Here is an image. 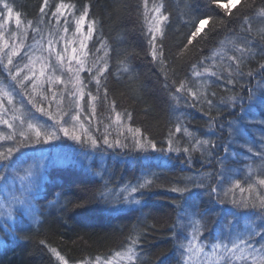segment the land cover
<instances>
[{
  "label": "trees",
  "instance_id": "obj_1",
  "mask_svg": "<svg viewBox=\"0 0 264 264\" xmlns=\"http://www.w3.org/2000/svg\"><path fill=\"white\" fill-rule=\"evenodd\" d=\"M59 2L60 0H49L50 5ZM64 2L74 4L76 9L89 6V19L97 21L96 32L89 41V49L94 51V46L99 48L102 39L108 50L106 57L104 50L95 54V57L107 60L109 65L102 79L103 86L108 90L107 100L95 102V116L85 119L87 126L91 123L99 127L100 132H94L97 138L104 132L105 125L114 121L115 112H119L122 116L131 113L132 119L129 121L125 118L123 125L140 128L145 138L156 142L157 148L167 149L168 133L174 130L177 118L182 120L183 127L195 137L210 138L220 144V147L213 150L212 156H201L198 151H193L191 161L187 160V154L183 152H144L132 146V133L127 132L123 126L117 128L116 125L109 129L112 132L110 139L115 137L117 131H122L128 137L127 140L121 137L122 142L127 143L128 147L109 148L101 142L99 147L91 148L87 143L67 144L65 141L60 144L53 141L54 143L37 145L43 150L47 148L52 160L47 164L45 181L35 200L37 219L24 216L9 228V233L1 230L0 264H63L50 251L51 248H55L68 264H78L94 260L97 256L111 257L115 252L125 250L130 237H138L136 250L141 264H179L180 253L177 246L185 242L190 230L174 228L178 214L183 213L184 200L179 193L170 189L183 188L188 183L187 177L200 179L204 174L219 172L216 158L225 145L228 146L225 175L232 179H242V170L247 163L246 154L249 153L248 146L242 143L246 138L237 137L233 141L228 134V122L238 120L239 112L232 115V109L223 108L220 101L231 95L246 96V89H256L261 76L238 79L235 86L219 81L209 87V92L216 93L215 97H210L216 105L211 115L216 116L218 109L222 112L218 123L223 124V128L216 126L209 130L206 105L189 107L183 100L177 103L171 94L180 80L187 79L193 86L197 85L196 78L192 76L191 65L197 63L202 56L209 55L212 49L218 48L219 41L228 38L232 29L243 34L241 17H251L254 32L264 27V20L255 16L252 9L245 8L243 0H233L235 6L229 5L228 9L220 5L229 4V0H163L164 10L170 13V17L169 22H166L162 41L165 62L161 65L151 56L147 27L142 16L143 0ZM152 2L153 0H149V6ZM156 2L159 3L160 0ZM8 3L27 19L35 20L43 0H8ZM254 7H264V0H255ZM229 10L232 16L227 15ZM206 16L213 19L205 26L204 33H208L213 24L217 25L216 30L206 41L197 37L181 54V48L187 44L192 30L189 22ZM219 21H223V26ZM256 51L259 52V48ZM95 57L90 52L89 65ZM125 58L126 62L121 63ZM260 63H264V54L251 59L243 70L255 71ZM89 65H86L81 79L88 85L85 93L91 90L96 95L95 82H89ZM125 67L131 71L125 72ZM173 80L177 81L176 85L172 84ZM0 83L10 85L7 74L3 71H0ZM166 84L168 87H165ZM241 85H244V89H241ZM16 98L22 97L17 95ZM87 100L88 96L85 95L84 102ZM112 101L115 102V112L111 109ZM23 103L25 109L31 110L36 119L44 117L27 103V98H23ZM84 109L88 111L87 107ZM262 110L264 109L257 106L246 120L245 131L254 138L257 136L251 128L260 123L249 122V119L258 116L264 119L259 115ZM191 143L190 137L182 131L175 134L173 147H191ZM150 173L156 174L158 186L146 190L143 195L134 193L136 200L141 201L140 204L119 208L122 210L114 207L119 190L135 186ZM211 183H216V179ZM228 186L223 180L218 185L224 188ZM101 191L108 194V201L100 198ZM205 193L206 189L193 188L191 198L205 207L208 200ZM185 196L189 194L186 193ZM81 202L85 204L84 207H74V204ZM213 207L217 211L221 207L231 209L230 204ZM217 211L210 212L206 218L209 231L201 239H210L220 228ZM41 241L45 243L41 244Z\"/></svg>",
  "mask_w": 264,
  "mask_h": 264
},
{
  "label": "snow or ice",
  "instance_id": "obj_2",
  "mask_svg": "<svg viewBox=\"0 0 264 264\" xmlns=\"http://www.w3.org/2000/svg\"><path fill=\"white\" fill-rule=\"evenodd\" d=\"M243 2L245 8L252 9L255 16L264 20V7L255 8V0H243ZM0 5H2L0 7V71L6 73L10 81V85L0 83V125H5L10 130L0 131V191L5 193L4 203L0 204V207L5 208L4 215L7 220L15 222L26 215H37L33 201L39 188L42 171L47 166L48 157L43 156L34 163H28L34 158L24 151L36 145L49 144L67 137L81 145L87 143L93 148L99 147L101 142L109 148L128 147L127 143L122 142L121 137L123 140L128 139L122 131H117L115 137L110 139L112 132L109 129L116 125L117 128L123 126L127 132L132 133V146L140 151L183 152L187 154L188 161H191L193 151H198L201 156H212L213 150L217 147L216 142L210 138L195 137L183 127L180 118H177L174 130L168 133L167 149L157 148L156 142L145 138L140 128L123 125L125 118L129 121L132 119L131 113L122 116L121 113L115 112L114 101L111 102V109L115 112V119L105 125L104 132L97 138L94 132L99 133V127L91 123L86 127L81 116L94 117L95 102L101 99L107 100L108 90L103 86L102 79L109 65L103 57H95V54L102 50L105 57L108 55L106 44L102 39L99 48L94 46V51L89 49V41L93 39L97 24L96 20L89 19V6L84 5L81 9H76L74 4L65 3L64 0H60L55 5H50L49 0H43L39 7L38 18L29 20L20 11L15 10L7 0H0ZM229 5L235 6L233 0L220 7L228 9ZM143 9L142 16L147 27L151 56L153 60L164 65L165 53L162 41L170 13L165 12L163 0L159 3L153 0L151 6L149 0H143ZM227 15L232 16V12L229 10ZM211 19H213L211 16H206L189 22L192 30L188 35L187 44L181 48V54L197 37L203 41L208 40L209 35L217 27L213 24L209 32L204 33V28ZM13 20L14 30L7 27ZM241 20L243 34H238L236 29H232V34L228 38L219 41L218 48L212 49L209 55L202 56L197 63L191 65L192 76L196 78L197 85L193 86L187 79L180 80L171 94L177 103L183 100L189 107L206 105L209 130L216 126L223 128L224 125L218 123L222 112L218 109L216 116L211 115L216 105L210 97H215L216 93L209 92V87L219 81L235 86L238 79L261 76L256 89L251 87L246 89V96L231 95L226 100L220 101L223 108L232 109V115L239 112L238 120L228 122V134L233 141L237 137L244 138L246 120L253 114L255 108L259 106L264 109V63H260L255 71L243 70L251 59L264 54V27L254 32L251 17L244 15ZM218 23L223 26V21ZM30 31L33 33L31 44L28 43ZM257 48L259 52L256 51ZM90 52L95 58L89 65ZM126 59L121 63H125ZM86 65H89L87 67L90 74L89 82H95L96 95H93L91 90L85 93L88 85L81 79L80 73L85 70ZM123 70L131 71L127 67ZM65 73L69 74L67 80L64 78ZM167 79L165 75V80ZM172 84L176 85L177 81L173 80ZM57 85L64 87L57 89ZM165 87L168 85L166 84ZM240 87L244 89V85ZM65 94L72 99L71 106H65ZM17 95L22 97L19 106L15 102ZM85 95L91 102L90 113L85 112L80 103L84 101ZM23 98H27V103L37 112L48 117L51 123L38 121L25 109ZM53 102L56 105L54 111L50 110ZM259 115L264 117V110L260 111ZM258 122L264 125V119ZM182 131L190 137L191 147L174 148L175 134ZM223 151L228 152L227 145L223 147ZM248 151L253 152V148L249 146ZM254 155L260 158L261 165L259 167L248 165L242 179L226 176V158H218L219 172L204 174L200 179L187 177L188 183L183 188L170 189L179 193L184 200L183 213L178 214L174 228L190 230L185 242L177 246L180 253L179 264H264V145L262 150L254 152ZM156 178L155 173H150L135 186H131L130 193L139 192L143 195L146 190L157 187ZM214 178L216 183H211ZM222 180L229 184L227 188L218 187ZM17 181L20 183L19 194L12 191ZM193 188L206 189L207 206L202 207L192 200ZM186 193L189 196L186 197ZM99 196L105 201L109 200L105 191H101ZM122 199L126 201L127 198ZM134 202L141 203L140 200ZM225 204H230L231 209L225 210L221 207L217 211L213 207ZM84 206L83 202L74 204L75 208ZM213 211H217L220 228L210 239L207 237L201 239L204 233L209 231L206 218ZM5 227L10 228L12 225L6 224ZM137 245L138 237H130L126 249L115 252L111 258L97 256L94 260L82 261L81 264H116L118 260L127 261V264H141L140 255L136 251ZM50 251L63 261V264H68L55 248H51Z\"/></svg>",
  "mask_w": 264,
  "mask_h": 264
},
{
  "label": "rangeland",
  "instance_id": "obj_3",
  "mask_svg": "<svg viewBox=\"0 0 264 264\" xmlns=\"http://www.w3.org/2000/svg\"><path fill=\"white\" fill-rule=\"evenodd\" d=\"M7 2H8V0H7ZM237 3H238V1L235 2V4H237ZM0 7H2V5H0ZM61 23H63V20H61ZM7 27L9 29H13L14 30V28H15L14 20L12 22H10ZM85 31H87V27H85ZM70 33H71V28H70ZM32 37H33V33H31V31H30L29 32V38H28V43L29 44H31L33 42ZM6 38H7V32H6ZM85 69H86V66H85ZM83 72L84 71H82L80 73V76L82 75ZM22 75H23V73H22ZM68 75L69 74H67V73L64 74V78L66 80L68 79ZM63 87H64L63 85H57L56 86L57 89H62ZM69 89H71V84H69ZM65 97H66V98H64L65 99V106L66 107L67 106H71L72 105V99L70 97H68L66 94H65ZM21 100H22V98H16L15 102L17 103L18 106H19ZM88 100H89V97H88ZM83 102L84 101H80L82 106H83V104H82ZM89 103H91L90 100H89ZM45 104H46L45 107L47 108V103H45ZM55 107H56L55 102H53L52 109H50V110L54 111ZM84 111L86 112L85 109H84ZM89 111H91V107L90 106L88 107L87 113ZM29 112H31V110H29ZM41 119H37V120L40 121V122H43V123H45V122L51 123V121L46 116L41 117ZM85 119H86V117H84V115H82L81 116V120L85 123V126L87 127V123H86L87 120H85ZM259 119L261 120V118L258 116V118H251L249 120L254 121V120H259ZM254 122H258V121H254ZM263 126L264 125H262V124H257V126L251 128L253 133H254V135L257 136L256 138H254L252 135H249L246 131L244 133V137L246 138V141L248 143L246 144L245 141L242 142V143L244 145H247L248 147L251 146L253 148V152H249V153L246 154L247 163H246V165H244V169L242 170L243 176H244V174L246 172V169H247L248 165H253L254 167H259L261 165L260 158L258 156H255L254 152L261 151L262 150V145H264V139H262V138H264V127ZM0 131L7 132V131H10V130H8L5 125H0ZM62 141H65L67 144L76 143L75 141H72V140L68 139L67 137L62 138L61 140L58 141V143L60 144ZM51 143H54V142H51ZM216 145H217L216 149L220 147V144H216ZM91 148H93V147H91ZM24 151L29 156H32L34 158L32 161H29L28 163H34V162L38 161L39 159H41L43 156H47L48 157V162H46L47 164H49L52 161L49 158V154L47 153V148L45 150H43L41 148H38V146L36 145L34 147H31V148H28V149H24ZM217 153H219V150H217ZM227 154H228V152L225 153L223 151V148H221V153L218 154V158H227ZM244 156H245V154H244ZM218 158H216V161H218ZM255 161H257V162H255ZM45 169L42 171V178L39 180V188H38L37 193L35 194V198H34V201H33V203L36 206L37 211H38V208H37V205L35 203V200L38 197V193L41 190L42 183L45 181V177H46L45 176ZM129 189L130 188L121 189V190H119L117 192V196L115 197V206L114 207L117 208L118 210H122V209H119V208H124V207L132 206V205H135V206L138 205V204H136L134 202V200H136V198L134 196V193H130ZM18 190H20L19 181L16 182V185L12 189V191L16 192V194H19ZM4 196H5V193L3 191H0V204L4 203ZM122 198H127V199L125 201ZM4 212H5V208L4 207H0V232H1V230H3L4 232L8 231V233H9V228H6L5 225L6 224L14 225L21 218H18L15 222H13L11 220H7L5 215H4ZM25 217H30L31 219H34V220L37 219V215L36 216L26 215ZM112 256H114V255H112ZM111 257H104V258H111ZM78 264H81V263H78ZM116 264H127V261H119L118 260L116 262Z\"/></svg>",
  "mask_w": 264,
  "mask_h": 264
},
{
  "label": "bare ground",
  "instance_id": "obj_4",
  "mask_svg": "<svg viewBox=\"0 0 264 264\" xmlns=\"http://www.w3.org/2000/svg\"><path fill=\"white\" fill-rule=\"evenodd\" d=\"M82 104H83V107H84V108H85V107L88 108V107L90 106L91 103H89V100H87L86 102H83ZM108 149H109V148H108Z\"/></svg>",
  "mask_w": 264,
  "mask_h": 264
}]
</instances>
